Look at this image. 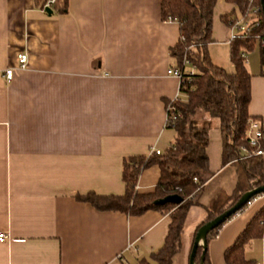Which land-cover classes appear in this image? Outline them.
<instances>
[{
  "label": "crops",
  "instance_id": "obj_1",
  "mask_svg": "<svg viewBox=\"0 0 264 264\" xmlns=\"http://www.w3.org/2000/svg\"><path fill=\"white\" fill-rule=\"evenodd\" d=\"M41 3L0 0V232L8 236L0 264L150 260L166 239L169 214L98 211L75 195L123 196V160L174 142L167 103L181 97L180 81L167 70L176 67L170 51L178 23L162 19L160 0H68L65 14H48ZM238 12L217 0L209 46L229 44L221 17ZM21 53L27 68L17 70ZM7 69H14L10 81ZM251 76L248 114L264 119V66ZM221 153L213 126L210 175L187 214L173 264H189L206 208L218 194H233L236 167L222 166ZM159 177L158 166L145 169L136 191L153 192ZM263 206L257 198L222 225L207 243L208 264H226L225 252ZM244 257L264 264V232L245 245Z\"/></svg>",
  "mask_w": 264,
  "mask_h": 264
},
{
  "label": "trees",
  "instance_id": "obj_2",
  "mask_svg": "<svg viewBox=\"0 0 264 264\" xmlns=\"http://www.w3.org/2000/svg\"><path fill=\"white\" fill-rule=\"evenodd\" d=\"M46 1L41 3L36 0V3H41L43 8ZM224 1L237 6L242 13L248 9L247 0ZM216 2L217 0H160L162 19L166 21L170 17L179 26V41L170 51L175 68L185 71L184 61L195 68L193 76L183 72L179 90L181 97L167 103V107L173 108L176 118L173 123L167 124V128L175 132L174 142L159 155L152 153L149 156L123 160V196H98L94 193L75 195L78 201L89 203L98 211L119 212L130 216H139L149 210L169 214L171 222L164 243L151 254L150 260L143 259L138 264H173L174 256L180 252L187 214L197 204L196 198L210 175L207 147L209 132L213 126L220 130L222 136V166L234 165L237 180L232 195L220 193L209 204L206 208L207 216L197 230L231 208L244 193L264 185L262 157L252 155L255 148L250 147L244 139L250 120L256 119L248 114L252 76L246 68V53L259 42V37H264L262 7L260 0H254V5L260 8L256 17L258 26L253 28L247 38L229 43L232 71L227 72L212 63L208 52L209 45L213 43L212 17ZM51 9L57 14L67 13L68 0H56ZM232 17L233 14L222 16L221 21L228 26ZM260 53L261 66H264V49L261 47ZM243 148L250 156L242 153ZM259 148L264 150V131ZM153 165L160 170L158 183L153 192L140 194L136 191L137 180L145 169ZM195 178L198 184L194 182ZM173 195L181 197L183 202L179 205L156 204ZM221 227L208 234L207 243L217 235ZM263 232L264 206L255 214L233 246L225 252V263L253 264L245 259L244 247L250 240L262 237ZM201 253L202 248H199L195 256L196 264L200 263ZM204 264H208L206 253Z\"/></svg>",
  "mask_w": 264,
  "mask_h": 264
},
{
  "label": "built area",
  "instance_id": "obj_3",
  "mask_svg": "<svg viewBox=\"0 0 264 264\" xmlns=\"http://www.w3.org/2000/svg\"><path fill=\"white\" fill-rule=\"evenodd\" d=\"M248 1V9L245 13L238 12V15L235 17H232L230 20L228 27L229 30V43L231 41L241 39V38H247L253 28L255 26H258L259 22L257 20V13L259 12L260 8L256 5H254V0H247ZM56 0H47L45 4L43 5V10L51 9L52 5L55 4ZM52 10V9H51ZM166 21L173 22L176 20L172 18H168ZM260 47L264 49V37L258 38ZM183 67L185 68V71H181L178 68H169L167 70V75L173 76L177 78L180 81V84L182 82V76L183 72L188 76H193L195 74V68L192 66L188 61H184ZM27 68V55L25 53H21L17 56V70H24ZM5 78L10 81L14 75V69H7L5 71ZM173 108L168 107L167 108V124L169 122L173 123L175 121V117L173 114ZM264 131V119H254L250 120L249 125L244 133V139L248 143L250 147L255 148V150L252 152V155L255 156H262L264 154V150L259 148V143L262 138V133ZM155 153L159 155L161 152L155 148L151 150V153ZM242 153L245 155L250 156V154L246 151V149H242ZM194 182L198 184V180L195 178ZM264 198V194L258 195L251 199L247 204L246 207H249L257 198ZM8 240L7 234L0 232V244L5 243ZM255 264H262V263H255Z\"/></svg>",
  "mask_w": 264,
  "mask_h": 264
},
{
  "label": "water",
  "instance_id": "obj_4",
  "mask_svg": "<svg viewBox=\"0 0 264 264\" xmlns=\"http://www.w3.org/2000/svg\"><path fill=\"white\" fill-rule=\"evenodd\" d=\"M260 4L262 7L263 16H264V0H260ZM45 11L48 14L52 13L51 9H46ZM262 194H264V185L252 188L250 191L244 193L231 208H229L228 210H226L224 213L220 214L219 216L215 217L214 219L203 224L195 233L194 241H193L191 252L189 255V264H196L195 256L199 248H202V253L200 256L199 264H204V255L207 249L208 234L211 231L222 226L230 218H232L234 215L239 213L251 199H253L254 197L258 195H262ZM182 202H183V199L181 197L177 195H173V196H168L162 200L157 201L156 204L157 205H164V204L179 205Z\"/></svg>",
  "mask_w": 264,
  "mask_h": 264
},
{
  "label": "rangeland",
  "instance_id": "obj_5",
  "mask_svg": "<svg viewBox=\"0 0 264 264\" xmlns=\"http://www.w3.org/2000/svg\"><path fill=\"white\" fill-rule=\"evenodd\" d=\"M208 52L210 59L214 65L222 67L226 71H232L229 44H213L208 47ZM246 59L247 70L251 74L259 73V71L261 70V53L260 44L258 41L256 42L254 48L246 53Z\"/></svg>",
  "mask_w": 264,
  "mask_h": 264
}]
</instances>
